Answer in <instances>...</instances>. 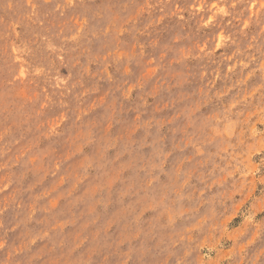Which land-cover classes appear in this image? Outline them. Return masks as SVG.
I'll return each mask as SVG.
<instances>
[{"label": "rangeland", "instance_id": "rangeland-1", "mask_svg": "<svg viewBox=\"0 0 264 264\" xmlns=\"http://www.w3.org/2000/svg\"><path fill=\"white\" fill-rule=\"evenodd\" d=\"M0 264H264V0H0Z\"/></svg>", "mask_w": 264, "mask_h": 264}]
</instances>
